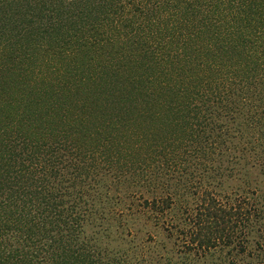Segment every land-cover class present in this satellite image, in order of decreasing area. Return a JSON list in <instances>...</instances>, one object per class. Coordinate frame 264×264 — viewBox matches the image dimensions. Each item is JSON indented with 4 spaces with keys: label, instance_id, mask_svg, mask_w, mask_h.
<instances>
[{
    "label": "trees",
    "instance_id": "1",
    "mask_svg": "<svg viewBox=\"0 0 264 264\" xmlns=\"http://www.w3.org/2000/svg\"><path fill=\"white\" fill-rule=\"evenodd\" d=\"M0 264H264V0H0Z\"/></svg>",
    "mask_w": 264,
    "mask_h": 264
}]
</instances>
